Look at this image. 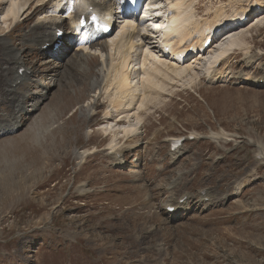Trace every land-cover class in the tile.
<instances>
[{
  "label": "rangeland",
  "instance_id": "obj_1",
  "mask_svg": "<svg viewBox=\"0 0 264 264\" xmlns=\"http://www.w3.org/2000/svg\"><path fill=\"white\" fill-rule=\"evenodd\" d=\"M0 1H3L2 14L4 9L7 11L10 0ZM153 1L147 17L148 22L154 25L162 5L159 0ZM260 1L264 0H187L186 6L194 3L189 11L195 16L193 23L199 24L197 28L192 27L190 35H195V30L202 26L222 21V15L236 18L235 15L238 13L240 16L243 9L253 7L257 10L256 5ZM50 8L37 11L31 19L26 18L29 13L21 15L12 23L0 14V120L4 119L0 124L14 121L15 107L9 104L12 96L9 98L5 91L14 78L10 66L14 59L11 56L19 57L7 49L2 40H9L13 48L21 50V59L24 57L35 71L33 77L14 92L17 99L25 95L27 105L32 107L42 98V90L45 87L49 90L45 101L32 114H23L24 126L20 131L0 137V264L143 263L144 256L152 258L153 254L144 239L139 237L153 224L167 230L169 264H264L262 178L254 184L253 191L226 210L197 216L176 229L169 226L162 213H157V207L162 208L167 197L165 186L178 171H201L200 187H217L228 176V162L222 160L217 149L221 144L203 139L211 130L220 133L225 129L239 134L240 143L243 144L244 140L249 147L235 153L233 164L242 163L240 169L243 172L248 164L252 163L251 168H255V155L261 153L258 146L264 150V89L257 88L260 90L256 91L251 87L247 90L240 87L222 90V81L214 83V79H203L197 86V81L203 76L204 69L199 64L205 63L204 58L183 66L182 69L192 65L198 72L199 78L194 84L197 97L181 93L183 86L170 91L171 81L167 79L164 90L168 94L161 100L156 96L155 102L147 104L149 107L143 110L145 133L141 131L133 135L135 140L132 137L133 141L127 144V137L120 135L122 141L120 144L116 142L125 154L136 153L131 146L137 141L139 145L140 140L145 141L141 147L143 154L157 145L163 149L153 156L154 178L147 180L145 176L152 177V171L146 167L145 176H140L145 164L142 159L135 162L130 156L129 163L119 167L114 166L109 154L113 135L108 132L114 125L108 124L106 112L112 106L115 90L103 97L97 96L94 80L101 68L100 50L85 56L87 67L84 60L78 58L83 53L73 51V41L70 54L64 55V48L52 58L43 56L38 45L27 41L30 31L46 21L48 15L45 12ZM42 14L44 19L38 22ZM15 20L19 24L9 35L5 34L14 27ZM248 22V25L238 23V27L223 30L227 35L222 40L221 32L215 47L210 50H215L230 35L244 30L249 50L264 57V11L258 9ZM145 28L143 33L151 35L149 28ZM106 41L100 43L104 53L111 52ZM144 42L146 48L156 54V49L151 47V42L154 43L151 38ZM70 55L74 57L70 58ZM245 56V52L240 57L232 56L229 65L224 67L225 71L237 72L248 68V74L249 68L257 69L260 67L257 63L264 64L263 58L248 67ZM208 57L205 58L211 56ZM4 72L8 79L3 78ZM190 76L193 74H188L186 80ZM172 78L169 73V79ZM184 83L179 82L180 85ZM142 86L136 92V98L144 94L145 87ZM141 106H137L138 112L143 109ZM132 111L130 116L136 112ZM97 112L98 116L94 115ZM194 130L202 138L188 143V151L177 162H167V139ZM224 145L222 143V147ZM225 149L233 151L234 148L230 145ZM215 167H218V176L209 185ZM261 175L264 178V170ZM81 184H86L84 196L79 195L83 188ZM233 213H240V216L231 217L233 223L229 225L223 217Z\"/></svg>",
  "mask_w": 264,
  "mask_h": 264
},
{
  "label": "bare ground",
  "instance_id": "obj_2",
  "mask_svg": "<svg viewBox=\"0 0 264 264\" xmlns=\"http://www.w3.org/2000/svg\"><path fill=\"white\" fill-rule=\"evenodd\" d=\"M46 1L47 0H10V5L7 11L6 9H4L3 13L2 14L0 13V14L3 15L5 19H7L8 21L10 20L13 21V19H17V18L19 19L21 18L20 17L21 15L24 16L28 13L29 14L26 16V18L31 19L37 11L46 8L42 4ZM62 1H67V2L71 1V3L68 4L70 6H72L73 3L75 2L78 8H81L83 5L82 0L81 1L80 0H60V2ZM159 1L162 7L160 8L159 13L157 14L158 21L157 22L155 21L156 23H154V25L152 23L156 31H152V30L151 31L153 35H155L156 39L160 38V41H162V43H165V44L168 43L169 41L168 35L170 33L174 34L177 32L178 35L176 39L172 41L171 43L166 44V46H169L170 50L172 51V56L170 57L171 59L169 57H165L166 55L160 49H158L157 46L152 47L156 49L157 52L154 51L156 54L152 52L153 50L150 51L149 48L142 49L143 48V46H141L142 40L140 38L142 34L136 31V29H138L135 24L136 21L134 19H131V16L129 15H127L128 20H125L122 23V29L120 30V34L116 38H110L108 45H109V50L111 49V52L108 51L104 53V51L102 50L103 45L99 43L96 44V42L98 41L97 37L91 36V38L88 40L87 35L86 34L83 35L82 29L77 27L78 33H80L79 43H78V49L80 50L79 51L76 50V52L83 53L79 55L78 58L84 60L85 65L87 67L88 65H87V62L85 61V56L86 55L88 56V54L91 55V53L86 50H82L83 48L88 49V46H86L85 44L86 41L88 40V43L91 45L92 50L93 49L101 50L99 51L100 55L102 54V59H100L101 68L99 69V72H98L99 76L96 75V79L94 80L95 89L98 92V95H97L98 98L103 96L102 95L103 92L106 94H109L111 93V91L115 90V94H114L115 96L113 97L114 101H112V106L106 112V117L109 119V122H110L108 124L114 125V127L110 128L109 132H108L109 129L105 130L106 132L111 133L113 135V140L111 142L112 144L110 143L111 149L117 146L116 142L118 141L120 135H122L123 137H127V142L132 141L133 139V138L131 139L132 135L136 133V131L138 130V127L144 120L142 113L146 111L147 107H149L147 106V104L151 105L152 103L155 102L154 99L156 96L162 95L158 91V89L166 88L167 79L170 80L171 83L175 84L178 80L179 81L186 80V76H188V74L191 73L193 74V76H190L188 78V82L195 83L194 81L197 80V78L195 79V77L198 75V72H195L196 69L194 71L192 65L190 67L182 69L181 68L183 66L181 63L182 59L180 58V53H181L180 45L181 43H183V41L186 38L191 37L190 35V33L192 32L191 27L194 26L193 19L195 16L193 15V12L189 11V10H192L194 3L191 4L190 6H185V2L187 0H159ZM36 3H38V5L35 6ZM84 3H85L86 8H88L91 5L92 7H96L100 10H106L109 12L111 11V5H115V3H112L111 0H97V1L96 0H84ZM152 3H154V1L151 2L150 5H152ZM2 5H3V1H0V10H1ZM68 5H66V7ZM154 5L155 4H153V6ZM34 6H35V10L33 11L32 8ZM55 6H58V3H56L54 7ZM259 6H261V8L259 9L264 11V1H260L259 4L256 5V7H259ZM253 10H254L253 7L249 9H243L241 12V15L239 16L237 13L235 17L239 19L240 17H242L244 13L246 14L245 16H248V17L254 16L255 12L258 9L256 11L255 10L253 11ZM50 11L53 14L58 13V11L57 10L54 11V9L53 10L50 9L48 12L46 11L45 13L49 16L51 14ZM236 11L237 10H235V12ZM147 13H148V10L145 13L146 17H147ZM53 14H51L50 17L46 16L45 17L46 21L44 20L43 22L39 23L40 26L36 25V27L30 31V35L27 36V41H30L34 43L35 45H38L41 49V52L43 53V55L46 56V58H49L52 55L57 54L59 52V51L55 52L53 50L54 32L56 29H60L65 25V22H63L62 19H59V18L57 19V17L55 18L54 17L55 15ZM259 14H263V12H259ZM42 16L44 15L42 14L40 16V20L38 22L44 19V18L42 19ZM231 21H233L232 16L222 15V21L219 22V24H222V26H224L225 24H227V22H231ZM260 21L261 20H259V22ZM6 23L7 22H5V25H7ZM195 27H199V24H197ZM216 28H217L216 26L211 27V25L200 27V30L197 31L196 36L198 40L196 43L203 44L205 38L208 35H212V36L215 35ZM163 29H165L166 32L162 33ZM144 30H146V28H145V25L143 24L142 31ZM243 32L244 30H241L239 33L230 35L226 39V41L221 44L222 46L220 45V49H215L213 53H210L211 57L209 55H206L210 57V58L208 57L209 59H206L205 58L206 56L203 57L205 58L207 62H205L204 64L203 62H201V64L199 63L198 64L202 65L203 69L207 71L208 74L210 75L213 69V66L217 64L218 61L223 56L230 53L233 49L243 48L246 45L245 43L246 37L243 35ZM125 35L127 36L125 37ZM70 39H71V35L69 34L65 40L64 46L61 48V51H64L63 49L65 48V53H63L64 55L71 53L70 52L71 44L69 43ZM2 41H4V44H6L7 49L9 50L11 49L15 52L16 55H19V57H14L15 55L11 56L14 59V63H12L13 65L9 64L11 66V71L13 70V73L15 75L16 67H18L19 69L22 68L19 63L20 61L23 60L20 57L22 54L21 50L13 48V46L9 44L10 43L9 40H2ZM193 41H195V39H193ZM47 43H51L52 46L47 50H43L42 47L46 45ZM199 47L200 48H198V51L199 52L203 51V48H202L203 45L202 46L199 45ZM138 49H141L143 53L142 55L138 54ZM124 50L125 52H123ZM72 56L74 57V55H70V58H73ZM133 56H136L137 60L135 59V61H137V63L141 62L140 65L143 68V74H144V78L142 79L143 81H141V85H144L145 92L143 94V98L141 97V100L138 99L139 101L135 97L136 96L135 94L138 91L137 89L138 83L136 82L138 73L136 71V74L133 78H130L128 76V70L132 63L131 59H133ZM169 60L171 61L170 63H169ZM200 60H197V61H200ZM11 62H13V60ZM188 70L189 71L191 70L192 72H189ZM169 73L173 75L172 79H169ZM3 76H4L3 78H7V74L5 72ZM24 77H27V76L24 75ZM27 79H29V77ZM260 80L261 81L264 80V77H260ZM15 81L16 79L12 81L11 83L14 84ZM11 85L10 87L8 85L5 93H7L8 96L9 95L12 96V99L11 101H9V104L11 107L13 106L15 107L14 113H13V115L15 116L14 121L5 122L0 125L7 126L8 124L13 123V127H17L19 125L18 122L22 121L21 114H27L37 109L39 104L42 102V99L45 98V95H42V98L36 104L33 103V106L30 107L31 105L24 104L27 98L25 95L21 96L20 99H17V95L13 93L14 89H12ZM43 90H46L45 94L47 96L48 87H45ZM11 96H9V98H11ZM28 97L30 98V94ZM15 100H17L16 103H14ZM140 104L142 105L141 108L143 109H141L138 112V109L136 108ZM27 109H29V111H26ZM92 110H94V108ZM120 111L121 113H119ZM131 111L132 113L135 112L133 116H130ZM121 120H125V122L120 124L119 121ZM0 121H4V119H1ZM111 122H114V124ZM9 127H12V126H8L7 129H10ZM220 136H221V133H214L213 138L217 139ZM122 151L124 153V150H120L117 152H122ZM121 156H122V153H121ZM118 157H119V154H114V156L112 157L113 164L123 165V162L121 163L118 162ZM123 161L126 162L127 159ZM179 175H182V173H180Z\"/></svg>",
  "mask_w": 264,
  "mask_h": 264
}]
</instances>
